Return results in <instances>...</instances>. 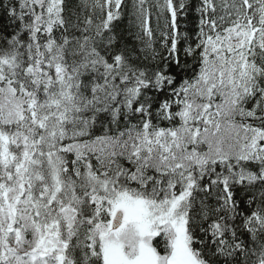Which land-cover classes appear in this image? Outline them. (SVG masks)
Here are the masks:
<instances>
[{"label": "snow or ice", "instance_id": "6c2138e0", "mask_svg": "<svg viewBox=\"0 0 264 264\" xmlns=\"http://www.w3.org/2000/svg\"><path fill=\"white\" fill-rule=\"evenodd\" d=\"M0 264H264V0H0Z\"/></svg>", "mask_w": 264, "mask_h": 264}, {"label": "trees", "instance_id": "16d2710c", "mask_svg": "<svg viewBox=\"0 0 264 264\" xmlns=\"http://www.w3.org/2000/svg\"><path fill=\"white\" fill-rule=\"evenodd\" d=\"M149 4H154L155 3V0H148ZM128 3L131 4V0H128ZM156 15H157V12H156V9L153 8L152 9V18H151V24H152V27L155 29L157 27V21H156ZM197 16V13H195L194 11L192 12L191 16L189 17V20L188 21H185V20H181L180 23H181V31L184 30V25L187 24L188 27H194L195 25V21H194V17ZM191 21V22H190ZM114 24H116V32H123L124 35L126 37H128L129 39H132L131 37V34L127 31L130 27V24H129V18L127 16H125L123 18V21L122 22H114ZM160 25L162 26L163 25V20L160 21Z\"/></svg>", "mask_w": 264, "mask_h": 264}]
</instances>
